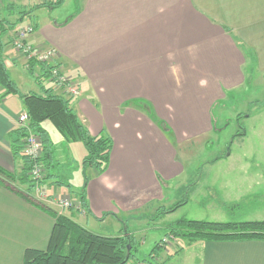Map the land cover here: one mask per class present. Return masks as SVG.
I'll use <instances>...</instances> for the list:
<instances>
[{
    "label": "crops",
    "instance_id": "0c3cea01",
    "mask_svg": "<svg viewBox=\"0 0 264 264\" xmlns=\"http://www.w3.org/2000/svg\"><path fill=\"white\" fill-rule=\"evenodd\" d=\"M41 1L0 2V21L19 22L7 36L26 22L33 25L32 48L55 49L62 69L78 81L72 107L88 133H105L112 144L105 172L93 173L84 187L85 214L61 213L90 233L89 217L101 225L113 219L118 232L120 219L141 216L158 202L166 183L182 175L179 144H199L212 135L213 107L246 86V71L264 75V0H61L53 7ZM39 12L51 17L41 23ZM6 53L13 69L25 64L12 49ZM12 97L0 101V169L18 175L22 162L13 157L8 135L24 111ZM132 101L147 103L172 141L145 111L126 106ZM251 117L235 115L236 121ZM231 155L205 164L207 192L220 210L247 202V220L264 221V178L251 169L258 164L235 168ZM54 176L43 183L49 198L68 193ZM83 179L81 174L76 185L60 182L79 192ZM5 180L0 179V264H25L26 250L48 247L54 218L45 207L60 212L49 202L40 207L33 192L26 195V186ZM122 230L118 236L130 234L128 227ZM199 245L201 264H264V241Z\"/></svg>",
    "mask_w": 264,
    "mask_h": 264
},
{
    "label": "rangeland",
    "instance_id": "374dc122",
    "mask_svg": "<svg viewBox=\"0 0 264 264\" xmlns=\"http://www.w3.org/2000/svg\"><path fill=\"white\" fill-rule=\"evenodd\" d=\"M41 2L42 5L53 3L48 0ZM22 12L25 14L26 11ZM52 14L56 16L58 11H54ZM35 16H37V19H40L41 23L46 22L47 18L51 17L47 16V13L43 14V12L36 13ZM33 33L34 32H32V34ZM15 37L14 32L12 36L5 38V43L8 42L9 38L10 42H12ZM29 37L30 36L27 37V41ZM48 47L49 46H44L40 48ZM8 48L10 50L12 49L16 55L21 56V54L13 48L12 44L5 48V54H7ZM6 65L8 68L7 70H9L8 74L10 78L18 85L22 94H27L30 91H40L39 87L34 82V78L28 74L26 64L23 66L17 65L15 69L11 67L10 63H6ZM63 72L66 74L64 69ZM35 76L39 77L38 72ZM246 79V86L237 90V93L230 98L228 97L225 104L220 103L213 107L214 131L212 135L210 134L205 138L202 137L198 142L199 144H195L197 142H192V140L187 141L186 144H179L178 156L183 162L184 171L182 175L166 183L168 188L162 190L161 197L157 200L158 202H153L151 208L147 209V211L144 210L141 216L129 219L124 217L120 219L122 222L119 223L120 230H118V232L116 231L117 229L113 219H109L105 225H101L99 221H95L89 217L90 224L88 229L98 236L117 237L120 235L122 229L125 228L126 231L128 227L130 230L129 232L133 235L137 243L134 246L136 249L135 258L138 260L137 264L143 263V260L148 259L156 242L162 244V251L154 260L155 263L158 262L157 264H201L199 244L202 241L188 242L186 239L173 237L169 234L167 229L170 223H175L180 220L220 223L249 222L250 220L247 219L250 217L246 214L245 208L247 202L242 203V206L239 208H229L225 211L217 207L218 204L212 200V195L207 192L209 175H207V169L204 167L209 161L216 157L221 158V156L227 154L228 151H231L230 164H233L235 168H240L243 163H257V166L251 165V169L256 173L257 178H264V75L258 73L253 74L250 70H247ZM75 81L78 85V81ZM1 92L0 90V94ZM12 99L20 100L17 96H13ZM137 102L139 101H132L126 104V106L139 104L145 109L144 105L147 103ZM238 114H246L252 117L249 121L245 119L236 121L235 115ZM18 127H21V125L17 121V128ZM43 127L47 131L54 160L59 164L56 170L58 179L76 185V181H78L81 174L83 178L84 176L88 178L91 177L93 170L91 168L84 169L82 167L81 157L87 154L83 144L80 142L68 143L64 141L62 136L49 121L44 122ZM242 132H246V135L236 136ZM237 175V173L232 174V176L238 177ZM0 177L6 179L5 176ZM5 181L10 184V186L16 184L20 185L17 180V183H10L9 180ZM196 184L199 185V189L193 193L192 190ZM84 185L85 183L83 181L82 186ZM33 193L35 199L33 200L37 204L41 200L38 201V196L35 191ZM67 195L69 194L66 192L63 196H53V198H64ZM182 201H186V204L178 208L173 216H165L163 218L156 217L160 208L168 209ZM42 202L38 203L40 207H44ZM50 206L57 209L54 205ZM45 209L48 208L45 207ZM58 211L60 213L57 211L54 212H56L57 215H62L63 212L61 213L60 210ZM126 232L128 233V231ZM167 251L168 254L166 253ZM144 263L147 264L146 262Z\"/></svg>",
    "mask_w": 264,
    "mask_h": 264
},
{
    "label": "trees",
    "instance_id": "16d2710c",
    "mask_svg": "<svg viewBox=\"0 0 264 264\" xmlns=\"http://www.w3.org/2000/svg\"><path fill=\"white\" fill-rule=\"evenodd\" d=\"M60 4L61 0H58L53 1V3L43 4V6L53 7ZM24 15L22 13L21 17ZM18 23L6 24L4 21H0V90L2 91L0 100L8 96H17L21 100L23 111L27 118V126L15 128L8 135L10 151L14 158H18L22 162V169L17 179V175L6 173L1 169L0 176H5L10 182H16L17 180L19 184L26 186L27 194H25L29 196L34 192L35 184L29 178L32 161L22 153L27 137L30 134L35 135L41 142V158L39 162L45 172V176L40 182L42 186L46 180L55 177L54 172H56L59 165L54 160L48 134L42 127L44 122L49 121L64 141L83 144L87 154L82 160V167L84 169L91 168L96 176L105 172L112 144L105 133L97 137L90 136L87 128L72 107L74 99L65 98L54 91L52 84L48 82L50 70L53 66L34 59L27 60L28 74L34 78V82L40 91L27 94L20 92L17 84L10 78L5 63V48L9 44L13 45L14 42V40L10 42L8 39V42L5 43V38L8 37L6 34L10 29H14ZM4 24L8 28L4 29ZM27 25H31L34 32L35 28L30 22H26L23 27ZM27 46L32 48L28 41ZM57 66L61 65L58 63ZM37 72L39 77L35 76ZM144 106L145 109L139 104L134 105L137 109L145 111L150 119L172 141L170 130L166 124L154 118L151 107L148 104ZM83 180L86 185L89 178L84 176ZM58 183H61L60 185L68 190L69 196L73 200L78 201L81 208L85 210V185L82 186L83 190L74 192L69 184H63L60 181ZM30 201L32 200L30 199ZM185 204L186 201H182L168 209L160 208L156 217L163 218ZM47 211L54 218V227L48 247L45 251L26 250L23 255L25 264H137L138 260L135 258L136 249L134 248L137 243L131 233L125 232L124 236L112 238L101 237L86 231L71 219L57 215L51 209H47ZM167 229L173 237L186 239L188 242L264 241V221L220 223L180 220L169 224ZM128 245L130 246L129 251L127 250ZM161 247L162 244L156 242L148 259L143 260V262L157 264L154 260L161 253Z\"/></svg>",
    "mask_w": 264,
    "mask_h": 264
},
{
    "label": "built area",
    "instance_id": "2783aa9c",
    "mask_svg": "<svg viewBox=\"0 0 264 264\" xmlns=\"http://www.w3.org/2000/svg\"><path fill=\"white\" fill-rule=\"evenodd\" d=\"M1 1L2 0H0V2ZM48 1L53 2L56 0ZM32 32L33 28L31 25H27L24 28L17 30L15 33L16 37L13 42V48H15V50L21 54V56L24 58L25 64L27 60L34 59L38 62L53 66L50 70V78L48 82L52 84L54 91L58 92L63 97L75 99L79 95V87L76 84V79L72 76L66 75L63 72L62 67L57 66L58 55L56 50L49 47L31 48L27 46V37L30 36ZM18 122L20 123L21 127L27 126V118L25 114L18 118ZM22 153L32 161V169L30 171L29 178L35 184L34 191L38 196V201L41 200L39 201L40 203L45 201L48 204L49 202L50 205H54V207H56L61 212L69 211L70 209H76L79 211L80 215L85 214V210L81 208L78 201L73 200L69 195L64 198H49L46 189L40 184L45 173L39 162V159L41 158V142L37 136L30 134L27 137ZM138 264L145 263L143 262Z\"/></svg>",
    "mask_w": 264,
    "mask_h": 264
},
{
    "label": "water",
    "instance_id": "95a60500",
    "mask_svg": "<svg viewBox=\"0 0 264 264\" xmlns=\"http://www.w3.org/2000/svg\"><path fill=\"white\" fill-rule=\"evenodd\" d=\"M127 250H128V251L130 250V246H129V245L127 246Z\"/></svg>",
    "mask_w": 264,
    "mask_h": 264
}]
</instances>
